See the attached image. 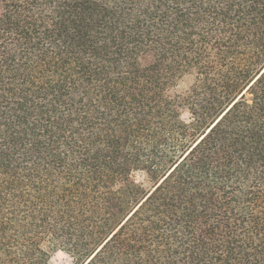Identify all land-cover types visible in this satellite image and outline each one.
<instances>
[{"label": "trees", "instance_id": "16d2710c", "mask_svg": "<svg viewBox=\"0 0 264 264\" xmlns=\"http://www.w3.org/2000/svg\"><path fill=\"white\" fill-rule=\"evenodd\" d=\"M186 76L191 87L177 91ZM164 101L195 115L188 139L165 156L163 178L116 193L144 142L157 143ZM67 133L86 137L87 151L100 146L95 179L40 202L55 212L52 223L45 213L35 218L81 250L84 264L159 245L150 233L178 208L183 220L165 222L213 247L216 264H264V0H0L4 189L15 184L9 162L25 143L33 155L50 153ZM205 170L216 187L202 195ZM189 187L195 193L181 196ZM102 201L113 202L103 215ZM109 209L124 214L114 227ZM6 256L0 264H50L32 245Z\"/></svg>", "mask_w": 264, "mask_h": 264}, {"label": "rangeland", "instance_id": "374dc122", "mask_svg": "<svg viewBox=\"0 0 264 264\" xmlns=\"http://www.w3.org/2000/svg\"><path fill=\"white\" fill-rule=\"evenodd\" d=\"M116 5L123 4L124 0H114ZM199 101L208 103L210 97L201 98ZM159 119L154 122L158 131L157 143L145 141L141 158L130 168L128 175L124 176L115 189L118 194L134 191L144 180L154 176L157 180L163 178L169 167L162 169L165 156L169 155L172 147L178 145L188 135L187 126L196 121L195 115L187 107L163 102L157 109ZM201 114V111H199ZM184 118V123L180 118ZM64 141L58 145H52L50 153L42 150L38 154H32L33 142L23 145L21 155L13 158L9 165L10 173L15 179L14 186L5 190L2 178H0V259H7L6 254L21 255L26 245L38 248L50 259V264H84L85 254L76 250L60 236L45 232L39 226L35 218L40 213L48 214L40 202L45 200L47 205L54 203L63 189H76L77 183L95 179L93 158L96 157L100 146L93 147L87 151L86 137H72L70 133L65 134ZM199 138V137H198ZM196 137L190 144L197 141ZM48 143V142H47ZM0 144H3L0 138ZM49 144V143H48ZM162 160V161H160ZM205 185L201 187L200 193L205 195L216 187V179L205 170L201 175ZM195 193L189 187L181 196L188 197ZM110 196V195H109ZM110 201V197H108ZM126 205H133L130 198L126 196ZM182 199V197H181ZM185 199V198H183ZM100 203V214L107 212L108 205ZM36 206V211L32 206ZM201 211V208H199ZM171 212L174 213L172 216ZM160 219L159 231L151 232V236L157 237L161 243L149 242L141 251L132 252L127 256H115L109 264H216V250L211 246H201L193 235H186L181 227L183 224L168 225L167 218L183 220L181 209H173ZM55 212L49 215L48 221L53 222ZM110 223L108 227H114L123 220L124 214H117L109 209ZM184 213V212H183ZM156 220V219H154ZM209 225H213L214 219H209ZM107 227V226H106ZM104 229V228H103ZM80 241L85 242L87 234L80 235ZM11 241L12 243H7ZM80 242V245H81ZM87 243V241H86ZM19 245V246H17Z\"/></svg>", "mask_w": 264, "mask_h": 264}, {"label": "clouds", "instance_id": "9594fccd", "mask_svg": "<svg viewBox=\"0 0 264 264\" xmlns=\"http://www.w3.org/2000/svg\"><path fill=\"white\" fill-rule=\"evenodd\" d=\"M192 80H193V77H189V76L184 77L183 80L177 81V83L175 85V89L177 91L183 90V91L187 92L188 89L191 87ZM184 81L188 82L187 86L185 85ZM168 94L169 93H166V95H168ZM180 122L184 123V118L183 117L180 118Z\"/></svg>", "mask_w": 264, "mask_h": 264}]
</instances>
